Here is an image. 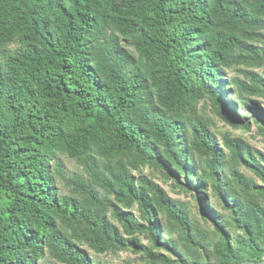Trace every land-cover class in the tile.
Listing matches in <instances>:
<instances>
[{"label":"trees","instance_id":"16d2710c","mask_svg":"<svg viewBox=\"0 0 264 264\" xmlns=\"http://www.w3.org/2000/svg\"><path fill=\"white\" fill-rule=\"evenodd\" d=\"M263 24L264 0H0V264L41 260L59 238V222L82 218L100 235L87 209L57 196V155L78 160L118 202L144 194L128 176L103 178L101 159L126 157L169 170L153 143L171 148L177 124L162 117L151 122L147 94L155 101L152 112L174 116L210 95L224 122L244 126L216 91L227 88L221 69L239 63L235 54ZM200 144L215 154L204 137ZM77 186L88 205L103 206L85 184ZM250 217L245 215L248 223ZM212 224L222 264L264 261V248L248 225L243 230L249 243L235 254L228 233ZM133 247L155 264L172 263ZM63 251L64 262L85 264L69 243Z\"/></svg>","mask_w":264,"mask_h":264},{"label":"rangeland","instance_id":"374dc122","mask_svg":"<svg viewBox=\"0 0 264 264\" xmlns=\"http://www.w3.org/2000/svg\"><path fill=\"white\" fill-rule=\"evenodd\" d=\"M254 33L235 54L239 63L221 69L227 88L220 86L216 91L221 100H227L230 115L241 119L244 126L224 122L210 95L193 99L186 111L174 116L152 112L155 101L147 94L145 112L150 121L162 117L177 124L171 148L153 143L169 170L154 162L134 164L126 157L100 160L98 171L103 178L114 181L118 174L128 176L143 198L118 202L93 183L78 160L57 155L52 163L57 196L74 198L87 209L97 221L100 235L96 237L82 218L59 222L55 228L59 238L34 264H71L60 258L66 255L63 246L68 243L81 253L85 264H155L134 245L165 256L171 264H222L220 236L212 221L228 233L235 254L249 243L245 225L264 248V217L259 212L264 211V24ZM122 44L135 51L130 43ZM197 127L204 132L198 133ZM202 137L215 154L203 149ZM77 183L94 191L103 206L88 205L87 194ZM247 213H251L250 223ZM129 225L143 231L134 232Z\"/></svg>","mask_w":264,"mask_h":264},{"label":"water","instance_id":"95a60500","mask_svg":"<svg viewBox=\"0 0 264 264\" xmlns=\"http://www.w3.org/2000/svg\"><path fill=\"white\" fill-rule=\"evenodd\" d=\"M243 264H264V261H262V262H260V263H255V262H250V261H248V262H245V263H243Z\"/></svg>","mask_w":264,"mask_h":264}]
</instances>
